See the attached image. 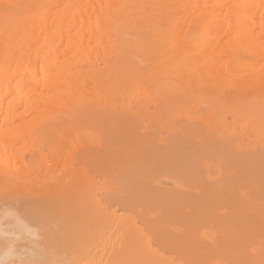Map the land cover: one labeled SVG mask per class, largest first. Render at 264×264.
Instances as JSON below:
<instances>
[{
    "label": "bare ground",
    "instance_id": "obj_1",
    "mask_svg": "<svg viewBox=\"0 0 264 264\" xmlns=\"http://www.w3.org/2000/svg\"><path fill=\"white\" fill-rule=\"evenodd\" d=\"M77 131H252L261 148L229 142L264 161V0H0V264H264L261 246L229 262L153 247L102 202L156 188L107 193L100 144Z\"/></svg>",
    "mask_w": 264,
    "mask_h": 264
},
{
    "label": "rangeland",
    "instance_id": "obj_2",
    "mask_svg": "<svg viewBox=\"0 0 264 264\" xmlns=\"http://www.w3.org/2000/svg\"><path fill=\"white\" fill-rule=\"evenodd\" d=\"M224 132L225 134L227 133L228 135L227 137L224 135ZM232 132L233 133H231V131H94V132L86 131L85 133L86 135H83L81 131L80 132L77 131L75 132L76 136L74 134H71L73 137L71 136L72 142L70 143L74 146V148L72 149L75 150L76 152H78L77 143L81 141L82 138L86 140H84L83 143L81 141L80 145L83 144V146H86L85 143H87L88 146L92 145L91 149L93 146H95L94 145L95 143H93L94 141L95 142L97 141L96 145L100 144L98 146L100 150L102 149V156H101L102 159L100 163V168L102 167L101 168L102 175L99 176L100 177L99 179H101L100 182H102V185L104 184L103 190H106V192L110 190L111 195H112V192H114L113 190L119 187L123 193L126 192L129 197L131 195L134 200L136 197L135 193L139 190H142L141 188H143L141 192L145 191L144 188L147 186H148L147 189L149 188V190L151 188H154V189L156 188V195H155V190L152 189V191H154L153 192L154 198H151L153 197V195L150 196V194H152L151 190H150L151 193L149 191H145L144 192L145 196L141 195L139 199H138L139 196L136 197L135 200L138 199L137 201L142 202V203H139L138 205L137 202L134 203L133 201L134 206L133 205L132 206H133V209H135L136 214L132 212L134 210L131 207V202H130V205L129 204L127 205L128 202L125 201L126 207H124L123 205L124 201L121 202L123 206H121L119 201H115L117 202V204H115L114 200H113L114 205H110L112 204L111 202L112 198L111 200L110 199L108 200L106 198V201L104 198L103 200L105 202L104 201L102 202V205H104V203L109 205L107 206L105 204V207H107L108 209L109 208L112 209L113 206L116 205L117 207L116 209L114 207V209L116 210L117 214L119 212L129 214V215L132 214L131 217L135 220L137 225L139 224L138 225L139 228L142 229L141 234L144 232L143 234H146L145 237L148 236L147 237L148 242L153 247L157 246V244H159L160 242L163 243L164 241L166 243L165 244L161 243V244L165 246L169 244L170 247H168L169 246L168 245L165 248H167V250L169 249L172 253H175V251L178 250L177 253L178 255H180L179 251L180 252L181 251L183 252V250L185 252L189 251L188 253H185V254L183 252L184 256L182 255V257H185V258L187 256L189 258L192 257L190 259L197 260V261L201 259H202L201 261H204V259H207V261H211L214 258H216L214 260L218 261L217 258L221 257L219 261L224 260L225 262H227L228 258H230L229 259L230 261H233L235 257L237 258H235L234 261H241L242 259H244V257H246V254L245 256L241 255L242 257L243 256L244 257L240 259L241 257L240 254L244 251V248H245V251H248V249L249 250L252 249L253 252L255 253H257L261 247L264 248V161H256L258 164L256 162L249 163V162H246V160L244 161V158H242L243 159V162H242V160L239 159L241 153L237 152L239 151L240 146L238 145H236L235 147L233 146L234 144H236V140H235L236 138H237V141L239 140L238 144L242 143V141L240 142V139H242V136H244L245 134L243 133L242 136L233 135L234 133H237L239 131H235V132L232 131ZM245 133L246 135H250L248 136L250 137L249 140L253 139L252 144L256 145L258 148L259 147L261 148L259 143L263 144V141L260 140L261 142H259L258 140H256L259 143L255 144L256 143L255 139L256 138L259 139V138L254 135L255 137L254 139L252 137L254 134L252 131L251 133H248V132H245ZM77 134H80V136ZM94 135H96V137ZM232 135L234 136L235 139L233 137L229 138V136H232ZM74 136L75 138L79 136L76 138L77 145L75 144V142H73V141H76L74 140L75 139ZM245 137L243 138V140L248 141L247 140L248 138L246 139ZM68 139L70 140V136ZM230 140L233 141L234 144L233 142H229ZM248 142H250V145H251V140ZM263 147L264 146H262V149ZM69 148L71 152H74L71 149V145ZM232 149L233 151H231ZM241 155H242L241 157H244L243 152ZM49 162L51 163V161ZM249 164L252 166V169H250L251 166L249 167ZM60 167H61V160H60V164L58 168ZM90 171H91L90 174L92 175V170L90 169ZM87 174H89V171H87ZM204 180L206 181V183ZM112 183L114 184V186L116 185V187L111 185ZM126 185H128L127 188H125ZM247 186H249V188L251 187L249 189L250 191L247 190L248 188ZM107 187H109L110 189ZM160 188L164 190H161ZM241 188H243V190H241ZM194 189L196 190V192L194 191ZM119 190H116V191H118L120 193L119 195L122 197L123 193H121L120 192L121 190L120 191ZM131 190L132 192L133 191L134 192L132 193ZM158 190L161 192L164 191V193L160 194L161 198H160V195L158 196V194L161 193ZM209 191L211 192L209 193ZM244 191H246L247 193L246 192L244 193ZM106 192L102 191L101 193L102 195H104ZM146 192L147 193L149 192V193L147 194ZM101 193H100V196H101ZM224 193H226V195ZM245 194L247 195L249 194V195L247 196ZM119 195L116 198L120 197ZM127 195L125 194L124 197H126ZM252 195L253 196L255 195L254 199L257 198L255 201H253L254 203L259 202L258 200H260V202H262L261 200H263L261 205L260 204L255 205L254 207L255 212L253 211L254 215L246 211L248 213L247 214L244 209L248 206V205H245L246 207L244 206L245 202L249 203L250 202L249 197L251 196V199H252L253 198ZM142 196H144L143 198H145L146 196H150V198L153 199L155 204L152 200L151 202L148 201L150 202V204H148L147 200H150L149 197L148 198L146 197L147 200L144 201V199L142 200ZM243 196L246 198H244ZM157 198L160 200H158ZM129 199L130 198H128V200ZM161 199L163 200V202ZM245 199L246 200L248 199V200L244 201ZM195 200L196 202H194ZM107 201H110V204L109 202L107 203ZM118 202H119V205H118ZM161 203L163 205H161ZM157 204H159L160 206L159 205L156 206ZM143 205L146 207L147 211ZM153 205L156 207H154ZM122 207H124V209H122ZM159 207L161 208L159 209ZM142 208L143 210H141ZM151 210L153 213L150 212ZM203 211L204 213H202ZM140 213H141V217L140 216L138 217V214L140 215ZM143 215H145V217ZM252 219H253V222L251 221ZM246 220L247 222H245ZM187 228H191V229H187ZM243 230L244 232H242ZM150 231L151 232L154 231V235L151 236ZM245 232L247 234L253 233L251 234V236L253 235V238L250 237V234H248L249 236H247L249 238L247 237L245 238V235H244ZM254 233L257 236V243L256 244L254 243L255 245L250 246L249 243L252 242L253 240H251L250 242L249 240L255 239L254 237H256ZM157 236H159L158 238L161 237L162 240L160 239L159 241L157 239ZM244 239H246V242H247V243L245 242V246H244V242L242 243ZM259 240H261L262 243ZM255 241L256 240H254V242ZM152 242L154 245L152 244ZM201 246H204V247H201ZM258 246H261V247H258ZM172 248L173 250L175 249L176 250L173 251L171 250ZM181 248L183 249L179 250ZM241 248L243 249V251ZM185 249H190V250L186 251ZM169 252L168 253L166 252V253L168 255L172 254L171 252L170 253ZM244 253H247V252H243V254ZM172 255L174 257L176 256L174 254ZM232 255L233 257L234 256L235 257L233 258ZM178 257H181V256H178Z\"/></svg>",
    "mask_w": 264,
    "mask_h": 264
}]
</instances>
